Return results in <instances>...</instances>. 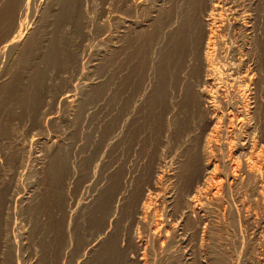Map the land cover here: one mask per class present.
<instances>
[{
    "label": "rangeland",
    "instance_id": "374dc122",
    "mask_svg": "<svg viewBox=\"0 0 264 264\" xmlns=\"http://www.w3.org/2000/svg\"><path fill=\"white\" fill-rule=\"evenodd\" d=\"M20 1L21 0H16V2L14 0H0V16H8V18H10V16H19L17 8L21 12ZM74 1L75 8L73 13H71L70 16L62 17L59 16V0H30L29 10L25 19L28 24L25 29L27 32H25L23 40L10 44L0 55V264H103L98 256L100 247L98 245L97 236L99 235V230L103 229L104 223L106 224L107 217L103 222H96L95 210L93 209L96 201L93 186L96 184L94 182H96L95 179H97V177H93L90 173H92L91 169L95 166L93 164L96 161L94 158L97 155L96 152L99 151L100 153L98 152V154L102 153L101 155H107L106 158L111 159V146H113V142H110V139L107 138L109 137V133L106 132L108 129H106L107 127H105V125L109 122L112 108V96L110 91H108V87L110 88L112 85L111 81L114 77V70H112L113 72L111 71L114 61L119 63L118 66H125L123 69H121L122 67H118L120 70L119 73L124 71H126V73L129 71L133 73L134 67H139L138 69L140 71L136 68L134 70V73H138V78L132 77L135 76L134 73L131 75L133 80H137L132 82V79L130 78L133 86L136 85V87H133L131 84V88L133 87L131 89L132 96L134 99L139 98L140 100H138L135 106L137 109V105H139V110L137 109L139 114L137 113V115H135L137 118L134 116L132 120L130 118L129 121L132 123V121L134 122L138 120L140 123L143 120V117H147L145 118L146 120L144 119L145 121L143 120L144 122L142 121V123H145V125L143 124L145 127L144 130L142 123L138 125V122H136L135 124L137 125L135 128L130 122L128 123L131 127L133 126L128 132L130 136L132 135L130 140H128L132 144L128 142L130 145L121 149L120 153L124 154L125 151L124 156L127 159L130 158L128 160L130 163L140 166V174L144 172L143 174L145 177L143 176V179L147 180L150 176L149 174L152 173L149 169L153 171L154 165H152V163L154 164L155 162V165L157 164L156 161L158 160V157L162 155V150L166 152L167 157L164 161V169H168L167 172H169L171 166H173V154L175 155L180 146L184 145L181 144L184 142V136L182 134L183 130H181L180 133L175 132L176 129H173L175 121L174 118H172L173 116H171V113L168 112L169 115L167 114L166 117V121L169 120L171 126L169 124L164 137L163 134L161 135L162 131L160 132L156 117L153 118L152 115H148L149 112L146 111V104L148 97L153 94L150 90L153 92V87L156 86L157 79V73L155 74L157 69L156 63L158 62L156 59L158 58L156 57L157 52H155L157 51L156 39L158 38L156 27L161 19L160 17L163 14V11L171 10L167 13L169 15L170 13L172 14L173 10H175L176 3L178 7L176 10H179V13L185 12L187 8V3L185 1L187 0ZM248 1L246 2L248 3ZM257 3L258 2L252 4L256 8L247 4L248 8L251 10L252 7L254 15H258L257 18L259 19H262L261 17L263 16L262 20H264V12L262 13L264 9V0L259 1V6ZM258 7L260 8L258 9ZM255 9L258 10L256 11ZM255 11L258 14H256ZM20 14L22 15V13ZM13 20L14 19L12 18L9 21L12 23ZM13 28L14 22L12 24H6V26L0 25V42L10 36ZM117 34H120L118 36L119 40L115 36ZM143 37L149 38L148 41L150 40V43ZM52 40L58 41L63 53L61 52L60 59L57 62L44 64L43 62L46 58V54L49 52V46ZM143 40H145V42ZM147 42L148 45H152V47H149V52L140 53L141 55L138 54V49L142 48V46L138 45L146 44ZM118 44L120 45L117 47L116 45ZM136 46L138 47L136 48ZM116 49L117 51H115ZM133 49H137V51ZM131 51L133 52V56H131ZM120 52L127 54V56L125 54L124 56ZM152 52L153 55L156 54V56H153ZM149 55L153 56L152 59L154 57L155 59L152 60L151 56L149 58ZM117 56L119 58L121 57V61H119ZM142 56H144V58L147 56V60H143ZM128 57L133 60L131 61ZM123 60L126 65L123 63ZM139 60L142 64L138 63ZM144 61H149L145 63L147 67L143 64ZM129 62L132 63L130 64ZM127 63L131 65L128 66L129 69L127 68ZM149 63L151 65H149ZM142 67H146V69H143ZM154 67L156 69H154ZM142 69L143 74H140ZM153 70L155 71L153 72ZM145 71H147V77L145 76ZM151 77L155 81L152 80ZM142 78H148L145 81L151 82L155 85L149 87L148 91H146L147 99L145 97L146 94L144 96L142 95L144 94L143 91L140 93L142 88H139L142 86L138 85L140 84L138 82L144 81ZM35 81L38 82L36 83ZM28 90L30 93L34 94H32L33 96H35L31 98L33 101L31 103H34L31 105L32 107H30V105L28 106L27 103H24L26 102L27 94H30L27 92ZM134 90L136 92H134ZM71 99H73V102ZM84 100L92 103L91 106H94V114L85 111L84 105H81ZM171 105H169V111ZM95 111H97L98 114L97 112L95 113ZM85 117L91 120V122ZM89 117H93V120ZM147 119L149 122L146 123ZM152 120L155 123H151L153 122ZM79 121H81V123ZM96 122H98L97 125H101L100 128L102 129L97 133L99 135L101 132V136L99 135L100 137L97 136V138L94 136L95 128L97 127V125H95ZM153 124L157 129L154 128ZM167 124L168 122H166V126ZM77 126H79V128ZM129 127L130 126L128 125L127 128ZM146 127L147 129L149 128L148 132ZM141 129L142 132L140 131ZM156 130L159 135H156ZM126 131L128 130L125 129L122 135L125 134ZM143 131H146V134ZM151 132L152 136L154 133V137L156 138L151 137ZM133 134H136V136ZM167 134L169 136L173 134L177 135H174L173 137L171 136V140L173 139L171 142L170 137H168ZM144 135H146V138L148 137V140L145 139ZM74 136L79 140L81 139L83 142L82 144L86 143L84 142L85 140H94L96 142V148L94 145L92 150H97L95 151L96 154L93 152V155L95 156H92V152L89 153L91 150H84V147L82 146V149H80V145H78L79 141ZM132 137H135V139L132 140ZM179 137L183 140L179 139ZM75 138L77 142L75 141ZM142 138L145 140H141ZM160 139L164 141H161L162 144L160 143ZM176 139L177 141H175ZM141 141L143 143H140ZM166 141H170L171 144L166 143ZM147 143L149 145L146 146ZM176 143H180V146ZM72 145H76V147L74 146L73 148ZM131 145L136 146H134V148ZM159 145L161 146V149L158 148ZM83 146H85V144ZM171 146L174 148L172 149ZM65 147L70 151L71 156H73L75 161L73 162V166L78 168L79 173L76 175V168H73L74 170L72 169L71 171L74 173L71 172L72 174H68L69 171H66L65 173L62 172L60 175L63 174V178H59L60 175H56L58 176V179L51 169V160L56 154L60 153L62 149H65ZM108 148H111V150ZM137 148L138 150L134 151V149ZM157 149L161 152L159 151L160 153H157ZM222 149H217L218 151H215L217 152L216 154L228 153L227 150L225 151V149ZM169 150H173L171 151L172 153ZM81 151H84V156L85 154L87 155L86 157H89V155L91 156L89 157L88 162L86 161L82 164L80 169L79 165L81 162L79 161L80 159H78V155L81 154ZM121 151H123V153ZM107 152H110V155ZM130 152L133 153V156ZM147 152L148 154H145ZM139 155H142L141 160ZM144 155L145 159L143 157ZM156 158L157 160H155ZM151 159L153 160L152 163ZM146 161L147 164L145 165ZM150 166L152 168H150ZM141 167L144 168L141 169ZM219 168L222 169H219V171H221L220 173L224 174V168H222V165L219 166ZM147 174L148 176H146ZM223 174L220 175L219 181L218 179L215 180L217 186L224 182L221 185L222 187L225 186L222 190L225 188L223 191L227 192L225 194L224 192L222 193L226 199L223 205L224 207L221 206L223 209L212 208L211 211L208 210V212L210 211L209 214L207 211H203L205 214L204 221L200 220V224L196 227L195 225H192L194 226L192 227L190 224H187L189 226L186 227V231H189L187 233V235L189 234L188 237L186 234H181L185 236V241H179L177 238V241L170 244L171 246L169 244H164V247L167 249L164 247H161L163 248L161 249L159 246L147 242V246H145L147 248L144 250V252H146L145 264H264V222L262 223V218H264V208L262 210L256 205L252 194L249 193V189L244 188L245 190H243L242 188L241 190L236 189V191L233 189L230 190L225 185L226 181ZM167 178L163 179L162 183L156 190L152 189L155 194L152 193V196H154L156 202L159 201V213L163 212L164 203L167 201L165 194L173 193L176 195L175 191L177 190L178 192V189L171 183V179ZM91 182L92 185L90 184ZM90 185L92 188L89 187ZM226 188H228V190ZM54 189L56 190L55 192ZM58 192L61 194H59L61 196L60 199L62 200L60 207L64 210V213H62L63 210L60 209L59 205H56V203L50 204L52 203L50 201L52 200V197V201H54L55 197H59ZM178 193L173 200L174 205L177 203V205L174 206L177 211L179 210V202L177 201L179 200ZM251 197L253 198V201L251 200ZM240 198L243 200L240 201ZM62 202L64 203V206H62ZM126 207L127 205H125V202L117 205L118 213L115 214L116 219H113L114 222L112 221L111 223V230L105 234V237H108V234L115 230L116 227L123 225V228H119L125 233V236L120 235L121 239L119 238V245L123 248H121L123 250V256L125 254L123 264H142L135 258L136 254L139 257L140 253L135 252L133 244L126 243V240L130 234L133 235L140 233L139 235L144 236V230L140 226H134V228H132L133 226L131 227L130 221L127 218L123 219L127 215L125 214ZM119 215L121 220L118 218ZM62 216H64V218ZM163 216L166 217L165 215H162V217ZM173 220L175 221L176 219L172 218L171 221ZM118 221L122 224L120 225ZM51 223L52 227H50ZM124 223L126 225H124ZM127 224H129L133 230H131ZM136 227L139 230H137ZM54 238L55 240H53ZM50 239L55 241V243L57 242V244H54V250L55 248L58 249L59 246V249H61L56 251L53 250V253L51 251L52 249L48 247V242L51 241ZM152 248H154V250H152Z\"/></svg>",
    "mask_w": 264,
    "mask_h": 264
},
{
    "label": "bare ground",
    "instance_id": "6f19581e",
    "mask_svg": "<svg viewBox=\"0 0 264 264\" xmlns=\"http://www.w3.org/2000/svg\"><path fill=\"white\" fill-rule=\"evenodd\" d=\"M14 1L16 2V0ZM246 1L244 0H187L185 1L187 3V8L185 12L179 13L178 12L179 10H176L178 8L177 3H176L175 10H173L172 14L170 13L169 15L167 13L169 10L163 11V14L160 17L161 19L160 20L158 19L159 20L158 25L156 24L157 27L155 26L157 37H158L156 39L157 40V51L154 50L155 52H157V56L156 54L153 55V52H152L153 56L158 57L156 58L158 62L157 63L154 62L157 65V69L154 67V69H156L157 72L153 70V72L155 71V74L157 73L156 74L157 79L154 77L156 79V86L153 85L151 82H146L145 80L148 78L143 79L145 78L143 77L142 79L144 81L138 82L140 83L138 85L142 87L140 88L138 87V88L139 89L142 88L140 93L143 91L144 94L142 95L144 96L146 94L145 97L147 99L146 91H148L149 87L155 86L153 87L154 89L153 92L152 90L149 89L151 93L153 94H151L148 97L147 104H146L147 109L146 108L145 109L147 112H149L148 115L149 114L150 116L152 115L153 118L156 117L160 132L162 131L161 135L166 134L165 131L167 130L170 124L169 120L166 121L167 114L169 115V113H171V116H173L172 118H174V121H175V124L174 125L172 124L174 126L173 129H176L175 132L180 133L181 130H183L182 134L184 136V142L181 144H184V145L180 146L179 145L180 143L179 144L176 143L177 145L180 146V148L178 149V151L176 150L177 152L175 153V155L173 154L174 161L172 160V157H171L173 166L170 165L171 169L169 172H167L168 169L167 170L164 169L165 168L164 161L167 158L166 152L164 150H162V153H161L162 155L160 156L158 155L159 156L158 160L157 158L155 159L157 160L156 165H155V162L154 164L152 163L153 160L151 159V163L152 165H154V167L151 165L153 167V171L149 169V171L152 173L149 174L150 176L148 177L147 180L143 179L144 172L140 174V166L139 165L136 166L133 163H130L128 161L130 158L127 159L124 156L125 151H124V154L120 153L121 149H124V147H127V145H130L128 144V142H130L128 140H130V137L132 136V135L130 136L128 133L130 131V128L132 129L133 126L135 128L137 124L140 125L142 121L147 117H143V120L140 123L138 122L137 119H136L137 121H134V122L132 121V123L131 121H129L130 118L132 120V118L135 115H137V113L139 114V112H137L139 105H137V109L135 107L139 98L134 99L132 96V92H131V89L133 87H136V85L133 86V84L131 83V79H132L131 75L134 73V70L136 67H134L133 73L130 72L128 70L129 69L128 66L132 62L131 63L129 62L130 64L127 63V68H128L127 70L129 72L126 73V71H124L125 73L124 72L119 73L120 70L118 67L121 68L122 66L120 65L118 66L119 63H117V61H114L113 66L111 65L113 67L111 71L114 70V72L112 71L114 73V77L112 76L113 75L112 74L111 75L113 77V80L111 81L112 85L110 86V88L108 87L109 89L108 91H110V94L112 96L111 98L112 108L110 112V117L108 116L110 118V119L108 118L109 122H107L106 123L107 125H105V127H107L106 129H108V131L106 132L109 133V137L107 136L106 137L110 139L109 140L110 142H113L112 144L113 146H111L112 150L111 148L110 149L108 148L109 150H111V155H110V152H107L111 156V159L109 158L107 159L106 158L107 155L106 156L104 154L101 155L102 153L98 154L99 151L96 152L97 153L96 156L93 155V152L94 154H96L95 151H97L94 149H93L94 151L92 150L94 145H95L94 147L96 148V144H95L96 142L94 140L92 141L90 139H88L87 141L85 140L84 142L86 143H84L85 146H83L84 144H82L83 142L81 141V139L79 140L76 136H74L79 141L78 145H80L79 146L80 149H82L81 148L82 146L84 147V150L85 149L91 150L89 151V153L92 152V156H95L94 158L96 159L95 163L93 164L95 166H93L94 168L91 169L92 173H90L92 174L93 177L95 178L97 177V179H95L96 182H94L96 184L93 186L95 190L94 195H95L96 201L94 204V208L93 207L91 208L95 210L94 212L96 215L97 223L103 222L104 219L107 217L106 224L107 222L109 224V225L107 224L106 226V224L104 223V226L102 225L104 230L103 229L99 230L100 232H99V235L97 236L98 243H99L98 245L100 247L98 256H99L100 261L103 262V264H123V261H124L125 254L123 256L122 254L123 248L120 247L119 245L120 235L125 236V233L122 232V229H119L123 225L120 227L117 225L118 227H116L115 230L111 231L110 234H108V237H105V234L111 230L110 229L111 223L113 219L116 217L115 214L118 213L117 205L125 202V205H127L125 214L127 215L123 219L127 218L130 221L131 227L133 226L132 228H134V226H137V227L140 226L144 230V236L139 235L140 233L133 234V235L130 234L126 240V243L128 242V244H133V246L135 247L134 248L135 252L140 253L139 257L136 254V257H135L136 260L139 261V263L145 264L146 252H144V250L145 248H147L145 247L147 246V242H150L152 243V245L159 246L161 248V247H164V244H167V245L168 244L170 245L171 243L173 244V242L177 241V238L179 239V241L180 240L183 241L185 239V236L181 234L187 235V233L189 232V231H186L187 230L186 227L188 226L187 224H190V226L195 225L196 227L198 226V224H200V220L204 221L205 219L204 212L206 211L208 212V210L211 211L212 208H220L221 210L223 209L221 208V206L224 205L226 199L224 198L225 196L222 194L225 188L223 190L222 188L225 186L222 187L221 185L224 182L222 181L223 183L221 185H219L220 184L219 183L218 184L219 186H217L216 185L217 183L215 181L217 179L219 181L220 175L223 174V173H220L221 171H219V169L222 170L221 168H219V166L221 165H222V168H224L223 175L226 181L225 185L230 190L233 189L235 191L236 189L241 190L242 188L243 190H245L244 188L249 189L250 190L249 193L252 194L256 205H258V207L263 210L264 208L263 206L264 205V20H262L263 16L261 17L262 19H259L257 18L258 15L257 16L254 15L252 7H251L252 12L248 8L249 4L252 5V4H255L256 2L259 3V1L261 0L259 1L249 0L248 3ZM29 2L30 0L20 1L21 12L17 8V12L19 13V16H10V18H8V16H0V25L6 26V24H12L14 22V28L10 36L0 42V55L8 48L10 44L23 40L24 34L25 32H27L25 31V29L27 28L28 24H27V21H25V19L27 16V12L29 10V5H30ZM59 4H60L59 16L67 17V16H70L71 13H73V10L75 8L74 0H59ZM182 5H183V1H182ZM253 7L256 8L255 6ZM259 8L260 7H258V9ZM263 12H264V9L262 13ZM20 13H22V15ZM12 18L14 20L11 23L9 20H11ZM119 35L120 34L115 35L117 39ZM144 39L148 41L149 38H144ZM143 41L145 42V40ZM148 42L146 44L138 45V46H142V48L138 49L139 50L138 54L149 52V47H152V45H148ZM119 45L120 44L116 46L118 47ZM138 46H136V48ZM153 47H154V42H153ZM151 49H154V48H151ZM61 50H62L61 45L58 43V41L52 40L49 46V52L46 54V58L44 59L43 63L48 64V63L57 62L60 59L61 52L63 53V50L62 51ZM133 50L137 51V49H133ZM115 51H117V49ZM121 54L124 55L125 53L122 52ZM125 55L127 56V54ZM131 56H133L132 51H131ZM144 56H142L143 60L144 59L147 60L146 58L147 56L145 58ZM150 56L151 55H149V58ZM153 56H151V59ZM118 59L119 61H121L120 60L121 57L120 58L118 57ZM129 59L131 60V58ZM153 59H155V57ZM124 60H127V59H124ZM124 60H123V63H124ZM149 61H144L143 64ZM142 62H140L139 60L138 63L142 64ZM149 65L151 64L149 63ZM123 67L125 68L124 65ZM123 67L121 69H123ZM146 67L144 68L146 69ZM143 69L141 70L140 74L141 73L143 74ZM145 72H146L145 73V76H146L147 71ZM134 74L135 76H132V77L138 78L137 77L138 73L135 72ZM134 80H137V79H134ZM134 80L132 79V82ZM131 84L133 86L132 88H131ZM29 90L27 92H29ZM134 92L136 91L134 90ZM32 94L33 93L27 94L26 102H24V103H27L28 106L30 105V107H32L31 105L34 104V103H31L33 102L31 98L35 97L33 96L34 94L33 95ZM72 100L73 99H71V101ZM82 104L84 105L85 111L89 113L90 112L93 113L94 106H91L92 103H89V101L84 100L81 103V105ZM169 105H171L170 106L171 112L169 111ZM143 107H146V106H143ZM96 112L97 111H95V113ZM81 114L83 113L81 112ZM93 117L91 118L89 117V118L92 119ZM148 119L146 123L149 122ZM89 121L91 122V120ZM79 122L81 123V121ZM129 122L131 125H133L132 127L130 124H128ZM136 122L138 123L135 124ZM166 122H168L167 126H166ZM97 123L98 122H96L95 125H97ZM151 123H155V122L153 121ZM143 124L145 125V123H142V126ZM128 125L130 126L129 128H127ZM100 126L101 125H97V127L95 128V135L93 133L95 138H97V136H99L101 133L100 132L99 135L97 134L101 129ZM153 126L155 128L154 124ZM77 127L79 128V126ZM144 128L145 127L143 126V130ZM125 129H127L128 131H126L125 134L122 135ZM155 129H157V127ZM148 130L149 128L147 129V132ZM140 131L142 132V129ZM135 132H136V129H135ZM144 133L146 134V131ZM154 133L152 136V132H151L152 138L155 135ZM136 134H133V135L136 136ZM156 135H159L157 130H156ZM174 135H177V134H173L170 136L168 135V137H170L171 142L173 140V139L171 140V136L173 137ZM145 136L146 135H144V137ZM142 137H143V134H142ZM76 138H75V141L77 142ZM133 139H135V137H132V140ZM145 139L148 140V137L147 138L145 137ZM145 139L142 138L141 140H145ZM179 139L183 140L180 137ZM163 140L160 139V143ZM170 141L169 142L166 141V143H170ZM175 141H177V139ZM140 143H143V142L141 141ZM158 144H159V141H158ZM147 145L149 144L147 143L146 146ZM74 146L76 147V145ZM134 146L136 145H133L132 147ZM160 147L161 146L159 145L158 148L161 149ZM222 148L225 149V151L227 150L228 153L225 152L222 154L219 152L222 155L220 154L217 155L216 154L217 152L215 151L217 149H222ZM135 150H138V148L134 149V151ZM159 151L160 150H158L157 153L161 152ZM121 152L123 153V151ZM126 152H127V149H126ZM148 152L145 154H148ZM132 154L133 153H131V155ZM86 156H87L86 154L84 156V151H81V154L78 155V159H80L79 161L81 162V164L79 165L80 169L84 162L86 161L88 162V159L91 155H89V157H86ZM141 156H140V160H141ZM143 157L145 159V155ZM51 161H52L51 169L55 176L60 175V173L62 172L65 173L66 171H69V173L67 172L68 174H72L71 172L73 171L71 170L73 168H76L75 166H73L74 165L73 162H75L73 159V156H71L70 151L66 149V147L65 149H62L60 153L56 154ZM146 164H147V161L145 165ZM151 166L150 168H152ZM144 167H141V169ZM75 173L76 175L77 173H79L78 168H76ZM62 175H60L59 178L62 177ZM146 176H148V174ZM56 177L58 178V176ZM167 177L171 179V183L174 185V187L178 189L179 193L177 192V190L176 191L174 190V191L176 192V195L177 193L179 194V200H177L179 202L178 203L179 210L177 211V209L174 207L177 205V203L176 205L173 204V200L176 195H174L173 193L168 194L166 192L167 194L165 195L167 197V201L164 203L163 212L159 213V210H158L159 201L156 202L154 196H152L154 194L152 189L156 190L158 186L162 183L163 179ZM90 184L92 185V182ZM91 185L89 187H91ZM228 188L226 189L228 190ZM55 191L56 190L54 189V192ZM225 193L227 192H224V194ZM59 194L60 192H58V195ZM60 195L59 197H55L54 201H52L53 200V197H52V200H50L52 203L50 204L56 203V205H59L60 207L61 201H62L60 199L61 198ZM228 197H229V194H228ZM253 198L251 199L252 201H253ZM241 200L243 199L240 198V201ZM62 206H64V203ZM60 209L62 208L60 207ZM62 213H64V210L62 211ZM120 215L118 217L119 219L121 218ZM162 215H165L166 217L164 216L162 217ZM62 217L64 218V216ZM172 218L176 219L175 220L176 222L174 220H173L174 222L171 221ZM263 222H264V218H262V223ZM125 223L124 225H126ZM127 225L129 226V224ZM50 227H52V223ZM53 240H55V238ZM53 240L48 242L49 243L48 247L52 249L51 250L52 252L54 250V246H55L54 244H57V242L55 243V241ZM58 249L55 248L54 251ZM152 250H154V248H152Z\"/></svg>",
    "mask_w": 264,
    "mask_h": 264
}]
</instances>
